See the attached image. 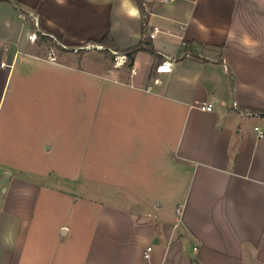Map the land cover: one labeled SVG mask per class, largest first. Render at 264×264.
<instances>
[{
	"label": "crops",
	"instance_id": "1",
	"mask_svg": "<svg viewBox=\"0 0 264 264\" xmlns=\"http://www.w3.org/2000/svg\"><path fill=\"white\" fill-rule=\"evenodd\" d=\"M16 1L0 0V107L18 62L66 56L52 42L142 47L131 62L112 52L127 58L111 97L130 135L112 167L132 189L72 202L17 167L0 196V264H264V0H144V24L136 0Z\"/></svg>",
	"mask_w": 264,
	"mask_h": 264
},
{
	"label": "rangeland",
	"instance_id": "2",
	"mask_svg": "<svg viewBox=\"0 0 264 264\" xmlns=\"http://www.w3.org/2000/svg\"><path fill=\"white\" fill-rule=\"evenodd\" d=\"M56 45L52 42L50 51L58 55ZM89 47L66 48V56L54 57L46 69L35 62L20 73L17 63L0 107V196L17 167L24 179L50 182L72 192L68 200L79 203L94 192L121 202L120 188L125 191L133 183L118 176L119 164L112 167L114 158L123 162L129 155L128 106L111 97L113 68L120 59L104 48ZM116 105L122 108L118 119Z\"/></svg>",
	"mask_w": 264,
	"mask_h": 264
},
{
	"label": "trees",
	"instance_id": "3",
	"mask_svg": "<svg viewBox=\"0 0 264 264\" xmlns=\"http://www.w3.org/2000/svg\"><path fill=\"white\" fill-rule=\"evenodd\" d=\"M10 4H13L14 6H16L18 4V2L16 0H4ZM137 3H138V6H139V9L141 11V14H142V21H143V24L146 22V18L148 16L147 14V11H145L144 9V0H136ZM29 24H32V22H29ZM143 29H144V26H143ZM39 35H41V32L38 31L37 32ZM101 44L102 46H104V48L108 51H111V52H122V53H125L127 56H128V59H129V62L132 61L133 59V54L135 53V51L139 50L141 47H142V42L139 43L138 45L132 47V48H129V49H126V50H120L117 45L115 44L112 36L110 34H106L103 39L101 40ZM59 50H65L64 48H62L61 46L57 45L56 46ZM264 114V113H263Z\"/></svg>",
	"mask_w": 264,
	"mask_h": 264
},
{
	"label": "built area",
	"instance_id": "4",
	"mask_svg": "<svg viewBox=\"0 0 264 264\" xmlns=\"http://www.w3.org/2000/svg\"><path fill=\"white\" fill-rule=\"evenodd\" d=\"M161 1H163V2L165 1L166 2V1H171V0H161ZM26 17H29L30 19H32L33 24H34V27H37L38 26L37 16L33 12L28 11ZM37 30L38 29H36L30 35L33 40L36 38V34L38 32ZM150 35L152 36L153 33H150ZM89 46H94V44L93 45H86V46H84V48H90ZM95 46H97V48H101V45H95ZM116 57H118L122 62H125L126 59H127L125 54H122V55L117 54ZM50 59H54L53 55H50ZM117 63H118V61H117ZM170 70H171V61L168 60V59L163 60L156 67V71H158V72H164V71L166 72V71H170ZM198 108L201 109V110H204V111H210V110H212V104L211 103H203V104L198 105ZM254 129L258 133L259 137H262L264 135L263 131L261 129H259L258 126H255ZM177 212H178V209H177ZM145 256H147V254Z\"/></svg>",
	"mask_w": 264,
	"mask_h": 264
},
{
	"label": "clouds",
	"instance_id": "5",
	"mask_svg": "<svg viewBox=\"0 0 264 264\" xmlns=\"http://www.w3.org/2000/svg\"><path fill=\"white\" fill-rule=\"evenodd\" d=\"M133 14H135V13H133Z\"/></svg>",
	"mask_w": 264,
	"mask_h": 264
}]
</instances>
